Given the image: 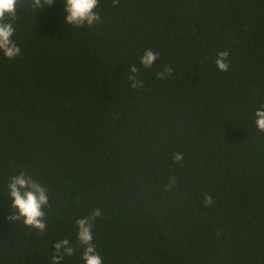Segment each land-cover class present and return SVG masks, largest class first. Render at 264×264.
Wrapping results in <instances>:
<instances>
[{"label": "trees", "instance_id": "16d2710c", "mask_svg": "<svg viewBox=\"0 0 264 264\" xmlns=\"http://www.w3.org/2000/svg\"><path fill=\"white\" fill-rule=\"evenodd\" d=\"M95 11L98 24L76 28L63 0L16 10L20 55L0 53V264H51L64 238L76 253L61 264H84L76 221L94 210L102 264H264V0ZM21 172L48 191L44 234L10 219Z\"/></svg>", "mask_w": 264, "mask_h": 264}, {"label": "clouds", "instance_id": "9594fccd", "mask_svg": "<svg viewBox=\"0 0 264 264\" xmlns=\"http://www.w3.org/2000/svg\"><path fill=\"white\" fill-rule=\"evenodd\" d=\"M23 0H0V53L8 59H15L20 55V48L12 39L15 29L13 23L16 21V10ZM29 6L40 11L46 6H51L54 0H28ZM65 20L64 24L71 25L76 28L84 26L92 27L100 22V15L95 11L99 5V0H63ZM120 0H112L113 7L118 6ZM20 8V7H19ZM229 53L221 51L217 53L215 60L216 68L221 72H226L229 68ZM158 59V53L146 50L140 59V64L145 69H150ZM139 69L132 65L130 67V75L128 77L130 85L133 89L140 86L136 75ZM173 73V69L165 66L161 72H157L158 79H167ZM255 124L257 130L264 133V108L255 112ZM183 160V154L174 155V161ZM175 182L172 181V184ZM171 186V185H170ZM8 197L12 202V208L15 215L10 217L12 221H22L27 228L34 229L40 234L47 232L46 214L44 209L49 206L48 191L41 184L37 183L33 178L24 172L13 176L8 183ZM205 205L212 203L211 196H205ZM100 217V211L94 210L89 216L78 219L76 221L78 245L83 249L82 260L84 264H102V259L96 251L95 245L92 243V224ZM56 255L52 257L51 264H61L65 257H72L76 253V249L71 242L64 238L54 245Z\"/></svg>", "mask_w": 264, "mask_h": 264}]
</instances>
